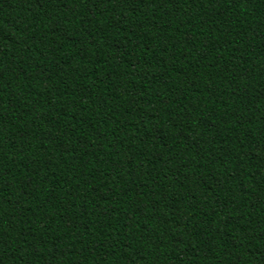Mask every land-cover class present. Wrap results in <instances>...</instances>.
<instances>
[{
    "label": "trees",
    "instance_id": "obj_1",
    "mask_svg": "<svg viewBox=\"0 0 264 264\" xmlns=\"http://www.w3.org/2000/svg\"><path fill=\"white\" fill-rule=\"evenodd\" d=\"M0 264H264V0H0Z\"/></svg>",
    "mask_w": 264,
    "mask_h": 264
}]
</instances>
